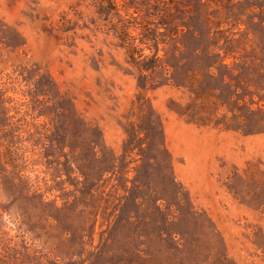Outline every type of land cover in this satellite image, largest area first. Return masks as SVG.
<instances>
[{
	"label": "rangeland",
	"instance_id": "374dc122",
	"mask_svg": "<svg viewBox=\"0 0 264 264\" xmlns=\"http://www.w3.org/2000/svg\"><path fill=\"white\" fill-rule=\"evenodd\" d=\"M113 1L0 0V264H264V0Z\"/></svg>",
	"mask_w": 264,
	"mask_h": 264
},
{
	"label": "trees",
	"instance_id": "16d2710c",
	"mask_svg": "<svg viewBox=\"0 0 264 264\" xmlns=\"http://www.w3.org/2000/svg\"><path fill=\"white\" fill-rule=\"evenodd\" d=\"M105 4H108V8H110L111 10H114L115 9V4H114V1L113 0H98V3L96 4V12L100 15H103L104 14V11L102 10V7L105 5ZM122 40H123V43L124 45H126L127 47H129V52H130V57H131V62L132 63H137L136 61V54L139 53V51L137 50V48L135 46H132L130 44V42L125 38V36H122L121 37ZM143 54L140 53L139 56H142ZM146 70L148 68H145ZM129 149V144L127 143L126 144V151Z\"/></svg>",
	"mask_w": 264,
	"mask_h": 264
}]
</instances>
